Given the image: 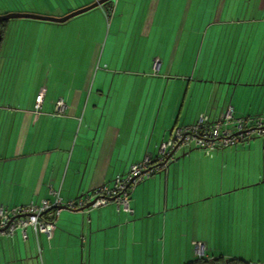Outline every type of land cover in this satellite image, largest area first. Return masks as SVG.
I'll return each instance as SVG.
<instances>
[{
	"label": "crops",
	"instance_id": "1",
	"mask_svg": "<svg viewBox=\"0 0 264 264\" xmlns=\"http://www.w3.org/2000/svg\"><path fill=\"white\" fill-rule=\"evenodd\" d=\"M8 30L0 33L5 207L77 202L201 113L214 119L230 105L236 116H264V0H111L79 21L26 24L1 56ZM58 97L64 115L54 113ZM177 150L132 189L130 212L114 202L62 206L50 237L3 236L0 264H193L190 229L230 238L240 230L250 241L255 228L264 232L248 195L264 183V137L211 155Z\"/></svg>",
	"mask_w": 264,
	"mask_h": 264
},
{
	"label": "built area",
	"instance_id": "2",
	"mask_svg": "<svg viewBox=\"0 0 264 264\" xmlns=\"http://www.w3.org/2000/svg\"><path fill=\"white\" fill-rule=\"evenodd\" d=\"M157 62L155 61V66ZM43 98L44 91H40L35 97L36 108L41 106ZM65 111L66 104L58 97L54 102V113L64 115ZM255 137H264V116H236L230 105L214 119L206 113H201L194 123L174 126L169 136L158 145L155 155L146 154L141 160L131 163L124 174L115 175L111 184L103 183L95 187L77 202L69 200L63 203L56 196L52 203L42 199L14 207L0 205V239L13 235L17 230L23 238H27V229L32 231L36 239L39 234L50 237L55 227L54 220L62 206L81 208L90 203V207L86 208L89 209L114 202L130 212L132 189L156 172L166 169L173 158L169 156L170 151L175 147L197 148L206 155H211L215 150L236 147ZM196 246L199 255H202L201 244L197 243Z\"/></svg>",
	"mask_w": 264,
	"mask_h": 264
},
{
	"label": "rangeland",
	"instance_id": "3",
	"mask_svg": "<svg viewBox=\"0 0 264 264\" xmlns=\"http://www.w3.org/2000/svg\"><path fill=\"white\" fill-rule=\"evenodd\" d=\"M92 1L93 0H0V14L7 12H30L46 16L59 17L73 10L81 8L87 4H90ZM89 11L77 15L69 20L79 21L80 19H82V17H85L86 13H88ZM42 22L47 21L28 18H13L8 20L9 30L7 31V34L4 38L2 46L3 51L1 52V56L6 53L7 47L11 45V41L15 40V46L19 45L23 38L22 33L24 31L22 30V28L26 24ZM239 145L241 146V144ZM179 151L180 150H177L176 152ZM202 163L203 162H201V164ZM252 168H254L253 165ZM259 189L260 190H258V188H255L252 193H248V195H250L249 197L253 198V201L255 203L254 206L261 211V215L254 216L255 226L258 225L257 223L264 222V183L260 184ZM248 195L238 194V199H246V197L248 198ZM256 217L262 218L258 220ZM202 220H204L205 227L206 229H208L209 218L202 217ZM190 232V239H193V242H195L192 244L190 243L191 252L195 257V259L192 260L193 262L197 261L199 259V256H201L205 261L208 262V264H211V261H214L215 264V261H217L218 264H221L223 262L226 263L228 260H233L238 264L264 263V232H258L256 231V228L254 229V237L252 241H250V237L246 239L244 236H240V230L238 232L237 238L228 237V233L224 230L221 234V237H219L218 233H215L213 230L210 231L209 229L206 230L204 234L194 232L193 229H190ZM177 240L181 241L180 238L174 239L175 244ZM197 243L201 244L202 255H199L200 252L197 251Z\"/></svg>",
	"mask_w": 264,
	"mask_h": 264
},
{
	"label": "water",
	"instance_id": "4",
	"mask_svg": "<svg viewBox=\"0 0 264 264\" xmlns=\"http://www.w3.org/2000/svg\"><path fill=\"white\" fill-rule=\"evenodd\" d=\"M107 1H110V0H93L90 4H87L81 8L73 10L59 17L46 16V15L30 13V12H7V13L0 14V21H4V20L8 21L13 18H28V19H35V20H41V21H47V22H53V23H64L77 15H80L91 9H94L98 6L103 5ZM0 38H1V34H0ZM176 151H177V148L175 147L174 149L170 151L169 156L170 157L173 156ZM88 207H90V203L78 209L83 211L84 209Z\"/></svg>",
	"mask_w": 264,
	"mask_h": 264
},
{
	"label": "trees",
	"instance_id": "5",
	"mask_svg": "<svg viewBox=\"0 0 264 264\" xmlns=\"http://www.w3.org/2000/svg\"><path fill=\"white\" fill-rule=\"evenodd\" d=\"M108 3H109V1L105 2L103 5H107ZM7 23H8L7 20L0 21V33L1 34L4 33ZM215 262H216V264H218L217 261H215ZM210 263L215 264L214 261H211ZM193 264H208V262L205 261L203 257H199V259L197 261H194ZM221 264H238V263H236L233 260H228L226 263L223 262Z\"/></svg>",
	"mask_w": 264,
	"mask_h": 264
}]
</instances>
